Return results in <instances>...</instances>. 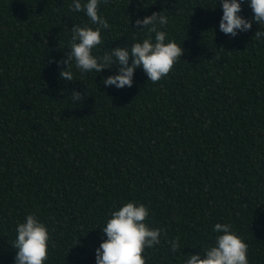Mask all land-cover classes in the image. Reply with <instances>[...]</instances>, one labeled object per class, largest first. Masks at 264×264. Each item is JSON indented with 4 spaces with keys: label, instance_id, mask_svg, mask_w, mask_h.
<instances>
[{
    "label": "trees",
    "instance_id": "16d2710c",
    "mask_svg": "<svg viewBox=\"0 0 264 264\" xmlns=\"http://www.w3.org/2000/svg\"><path fill=\"white\" fill-rule=\"evenodd\" d=\"M70 4L0 0V264H14L15 228L30 213L50 229L46 264H96L100 228L130 201L166 232L146 264H183L214 243L216 223L244 238L249 264H264V25L225 35L219 0H105L101 53L144 38L135 21L154 12L184 49L159 82L140 68L116 89L101 83L116 66L73 64L69 82L50 63L66 57L74 24L89 23Z\"/></svg>",
    "mask_w": 264,
    "mask_h": 264
},
{
    "label": "clouds",
    "instance_id": "9594fccd",
    "mask_svg": "<svg viewBox=\"0 0 264 264\" xmlns=\"http://www.w3.org/2000/svg\"><path fill=\"white\" fill-rule=\"evenodd\" d=\"M103 3L105 0H71L70 9L83 12L89 23L84 26L74 24L70 30L66 57L60 61L55 58L50 61L62 68L60 77L73 81V64L81 73L100 74L116 66V72L101 81L105 87L116 89L131 88L135 73L140 68L153 83L167 77L184 53L183 46L170 39L164 30L170 22L169 17L163 12H154L151 16L137 19L136 28L143 26L141 32L147 30L144 38L101 53L102 32L111 28L108 20L99 12ZM219 4L223 10L219 30L225 35L235 38L240 33H246L252 29L253 22L264 25V0H219ZM244 5L254 13L251 19L241 15ZM255 37H264V32L258 31ZM62 66H67V70H63ZM71 93L73 102L84 99L78 91ZM149 216L150 209L136 201L126 202L117 210L110 211L104 226L100 228L106 239H102L95 249L96 264H146V249L159 245L162 236L167 238L163 228L152 227L146 222ZM213 231L217 233L214 243L201 251L184 255L183 264H249L248 245L231 224L216 223ZM168 242L173 253L181 247L179 237ZM50 244L51 233L46 223L35 213L27 214L15 228L12 242L14 264H46Z\"/></svg>",
    "mask_w": 264,
    "mask_h": 264
}]
</instances>
